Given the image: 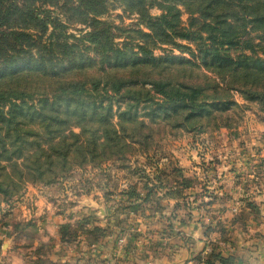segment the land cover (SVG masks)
I'll use <instances>...</instances> for the list:
<instances>
[{"label": "trees", "instance_id": "1", "mask_svg": "<svg viewBox=\"0 0 264 264\" xmlns=\"http://www.w3.org/2000/svg\"><path fill=\"white\" fill-rule=\"evenodd\" d=\"M232 93L264 105V0H0L2 201L167 128L227 126ZM216 249L205 264H234Z\"/></svg>", "mask_w": 264, "mask_h": 264}, {"label": "rangeland", "instance_id": "2", "mask_svg": "<svg viewBox=\"0 0 264 264\" xmlns=\"http://www.w3.org/2000/svg\"><path fill=\"white\" fill-rule=\"evenodd\" d=\"M109 6L104 19L119 24L121 9ZM123 17L125 25L136 18ZM232 99L239 108L227 126L217 119L167 128L147 148L129 144L99 166L71 165L52 183L0 196V264H205L212 247L224 257L236 244L262 250L264 105ZM133 190L142 200L130 205ZM190 239L201 240L199 251Z\"/></svg>", "mask_w": 264, "mask_h": 264}, {"label": "crops", "instance_id": "3", "mask_svg": "<svg viewBox=\"0 0 264 264\" xmlns=\"http://www.w3.org/2000/svg\"><path fill=\"white\" fill-rule=\"evenodd\" d=\"M191 230L194 231L195 235H199L201 237L202 233L198 228L193 227V228H191ZM195 235H192V237H195ZM190 240H191V243H194V245L192 244V247H194L195 252L199 251L198 248L201 247V246H199L201 243V240L200 239L196 240L197 241L196 244L194 241H192V239H190ZM190 249H189V251H190ZM239 249L242 251V254L240 252V255H239ZM248 249H250V251H254V253H256L260 256V258L258 257V258H255L254 260H252L251 255H254V253H249V254L246 253ZM233 252H234L233 254H229L227 256H232L235 259L234 261L236 263L234 262V264H264V246H262V250L259 251V249H257L256 247L248 246L247 243L245 245L244 244H239V245L236 244V245H234V251ZM243 254L247 255V257L243 256ZM188 255H189V252L187 249H185L183 256L187 257Z\"/></svg>", "mask_w": 264, "mask_h": 264}, {"label": "built area", "instance_id": "4", "mask_svg": "<svg viewBox=\"0 0 264 264\" xmlns=\"http://www.w3.org/2000/svg\"><path fill=\"white\" fill-rule=\"evenodd\" d=\"M219 264V263H218Z\"/></svg>", "mask_w": 264, "mask_h": 264}]
</instances>
